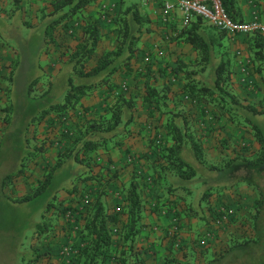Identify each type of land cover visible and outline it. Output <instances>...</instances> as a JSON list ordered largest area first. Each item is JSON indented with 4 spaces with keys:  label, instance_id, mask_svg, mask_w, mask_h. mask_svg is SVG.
I'll use <instances>...</instances> for the list:
<instances>
[{
    "label": "trees",
    "instance_id": "trees-1",
    "mask_svg": "<svg viewBox=\"0 0 264 264\" xmlns=\"http://www.w3.org/2000/svg\"><path fill=\"white\" fill-rule=\"evenodd\" d=\"M96 1L54 0L51 5L52 12L43 16L48 15L50 18L43 22L42 28L40 27V32H43L42 39L37 38L36 33L39 32L30 20L22 22L24 27L33 31L25 47L21 38H15L18 45L16 58L9 67V76L4 79L13 85L8 92L9 88L5 90V94L6 92L8 94V102L0 110V126L13 128L10 133L0 130V159L6 165H11V170L5 172V177L0 181L1 189L15 179L25 176L31 164H36L49 150L46 143L37 145L33 141L34 137L33 139L28 137L30 126L39 125L52 114L57 117H67L93 92L104 87H112L113 76L116 73L131 68L138 43L142 35L149 32L150 22L147 13L138 3L121 0L112 16L116 34L115 46L103 52L96 59L95 65L88 68V62L93 59L99 46L101 31L96 21L86 22L81 40L70 52L67 62L53 84L39 96L32 95L34 87L41 81L43 70L38 66L37 54L32 63L31 50L37 52L42 47L46 50L48 44L53 41V32L58 26L70 29L73 25H69L67 21L74 16L79 17L83 10ZM220 1L231 21L246 22L241 18L237 0ZM18 2L15 0V6L19 10ZM21 20L18 15L14 23L20 25ZM225 34L228 33L219 32L201 18L195 17L177 37L180 41L189 44L196 51L197 57L193 65H188L179 59L171 63V74L174 76L182 74L183 83L179 95L190 104H196L195 107L200 111V115L185 116V113L180 112L181 110L172 111L167 104L168 86L158 90L150 85L148 79L145 80L146 107L153 108L161 117L171 114L162 124L167 140L161 142L160 139L153 138L152 146L158 149L154 160L146 165V169L142 166H139V170L133 168L131 180L122 184L117 191L114 208H108L103 198L108 193V186L116 180L118 170L109 165L107 175L102 177L95 172L94 165L97 164L95 158L98 156V151H110L121 143L123 137L129 135V126L136 105L124 95L117 98L105 115L82 122L75 130V136H68L65 133L64 136L60 135L59 141H53L54 146L55 144L57 146L58 142L65 143V146L61 149L56 147L58 149L56 158L53 163L48 162L44 167L42 179L37 182L35 189L30 194L12 201L21 206L45 196V204L41 207L43 212L67 203L61 198L64 194L71 196L72 200L78 197V200L82 201L81 207L68 205L61 211L64 217L68 213L72 216L74 214V222L68 219L66 223L71 231L76 230L78 238L83 243L73 255L70 264H144L138 257L141 256L139 252L135 250L134 254V249L145 226V219L148 217L145 212L148 210L150 218L153 213L160 216L159 211L164 209L165 213H172L174 217H194L200 221L206 220L207 211L210 224L212 223L213 226L216 222L222 225L223 216L230 220L232 214H228L229 209L223 211L218 207L214 210L209 199L213 194H219L231 187L226 181L228 179L226 173L232 166L242 164L257 172L262 170L264 87L261 99L253 102L241 100L233 92L230 82L233 71L223 44ZM244 37H247L248 59L239 66V71L245 67L249 79L251 74L256 73L264 82V35ZM147 64L149 62L146 63L148 68ZM20 67L35 70L37 78L28 80L27 77L18 75ZM56 80L59 82L56 83ZM60 94L62 97L58 98ZM173 102L175 105H183L178 104L176 100ZM197 124L200 130L196 128ZM215 124L218 125L217 128ZM226 125L243 129L251 135L258 144L259 152L251 158L235 155L228 161L220 159L216 164L206 159V151L209 149L206 147V142L212 144L213 141V148H216V145L223 149L228 148V139L222 133ZM11 152L14 158L11 157ZM127 165H135V160H129ZM139 180L144 185L141 186ZM244 182V179H241L236 181L235 185ZM92 183L95 184L93 188L89 187ZM259 191L264 200V190ZM147 192H149L148 196ZM86 194L90 195L87 204L83 202ZM257 202H259L258 208L252 222L254 240L246 236L231 237L224 252L218 255L210 253L209 259L205 257L203 264H264V255L255 253L257 252L255 245L259 244V250L264 248L260 239L264 206L263 201ZM79 221L82 222L81 226H77ZM173 228L176 230H173L174 234L170 237L175 239L178 237V225L175 224L169 230ZM198 237L201 240L203 238L201 234H198ZM133 254L134 259H132ZM164 264L189 263H183L169 256L165 258Z\"/></svg>",
    "mask_w": 264,
    "mask_h": 264
},
{
    "label": "crops",
    "instance_id": "crops-1",
    "mask_svg": "<svg viewBox=\"0 0 264 264\" xmlns=\"http://www.w3.org/2000/svg\"><path fill=\"white\" fill-rule=\"evenodd\" d=\"M11 1H13V6L11 7L14 8L15 0H0V74H2L0 75V110L7 104V92L12 87L11 85H13L4 79L9 76V67L13 62L12 56H16V49L18 48V45L15 38L19 37L22 39L23 47L28 45L29 35L33 29L30 28L29 30V28H27V32L22 33V28H24L22 22L27 21L33 16V14L28 11V6H31L32 3L34 4L36 0H18V6L21 10H18L15 6L14 9L16 10H12L14 12L11 11L12 13L10 14H4L5 11H7V13L10 12ZM53 1L54 0H49V2L47 0H41L40 7H50L48 15L52 12L51 5ZM134 1L135 3L139 4L144 12L147 13L150 23L148 25L149 32L143 34L138 43L137 51L131 62V68L128 71L124 70L122 72L116 73L113 76L112 87L98 89L90 96L84 98L81 101L80 106L71 111L67 117L62 118L52 114L47 116L39 125L30 126L28 129V137L32 138L37 136V132H41L42 134L48 136L47 132H51V129L56 128L53 132L55 136H48L51 145L50 143H44L49 146L48 152H50L51 149H54L55 152H57L58 149H61L65 146V143L59 144V142L57 143V146L56 144L55 146L53 145V141L60 140V135L64 136L66 133L68 136H75V130L81 125L82 122L90 119H97L105 115L107 109L111 107L112 104H114L120 95H124L127 99H131L136 106L134 108L132 123L129 126V135H127V137H123L121 139V143L112 148L110 151H98V156L95 158V161H103L101 169L98 171L94 169L95 172L102 177L107 175V168L109 165H111L113 168L115 167V169L118 170L116 174V180L108 186V193L103 198L104 203L110 209L115 207L117 200L116 197L118 194L117 191L121 185L126 184L129 180H131V177L134 173L133 170H139L141 166L146 169V165L154 160L158 149L152 146L153 138H155V140L160 139L161 142H166L167 140L162 124L171 114H166V116L161 117L158 112L153 110V108L146 107L147 105L144 104V98L146 95L144 87L145 80L148 79L150 85L158 90H162L164 87L168 86L169 93L167 95V104L170 105L168 107L172 111L176 109L179 111L182 110L180 112H185V116L195 117V115H200V111L195 107L196 104H190L188 100L179 95L183 83L181 80L182 74H177L176 76L171 74V63H174L179 59L188 65H193L197 57L196 51L189 44L180 41L179 38H173V34H175L180 29L181 15L178 11H172L168 23L164 24L161 22V9L163 4L165 2L173 4L175 3V0H132V2ZM120 2L121 0H97L95 3L83 10V12L79 14V17L74 16L72 19L67 21L69 22V25H73L70 29L67 30L61 26H58L53 32V41L48 44L46 50L42 47L40 51L38 50L35 52V54L38 56V66H40L41 69L46 72L45 74H48L49 76L50 72L53 70L51 73L52 79L49 81L48 86L53 84V81L58 76L59 71L67 62L69 56V52L67 51L68 46L75 47L78 44L79 41H76L77 39L75 34L78 33V37L81 39L83 32L82 30L86 22L96 21L99 30L101 31V40L99 46L93 59L88 62V68H91L95 65L96 59L103 52L112 49L115 46L116 34L114 31L112 16L115 12L114 9L119 7ZM236 3L243 21H250L253 17H257L262 22H264V0H237ZM40 7L35 11L32 10V12L42 10L41 12L44 13H41L39 18H37L35 14L33 18L38 20V23L36 22L37 24L32 25L34 28L36 27L39 32L36 33L37 38L41 37L42 39L43 32H40V27L42 28L43 22L47 21V19L49 20L50 17L48 15L43 17L44 14H46L45 9H41ZM18 15H20V18H22L20 25H16L14 23ZM78 20L79 23H76ZM225 35L226 38L223 40V44L225 47V54L228 55V58L231 62V69L233 71L230 78L233 92L238 95L241 100L247 102L260 100L262 97L261 95L263 92L262 90L264 87V82L259 75L254 73L250 77L252 86L249 88L242 87L239 82V66L243 64L246 59H248L246 44L247 37L237 35L234 36L230 34ZM9 39L14 40L12 45L9 43ZM237 52L241 55L237 56ZM49 55H53L54 60L52 63H49ZM5 59H8V61L6 62ZM146 59H148L149 62V64H147L149 66L148 68L146 66V63H148ZM47 70H49V72H47ZM1 71H3V73H1ZM42 74H44V72ZM5 90H7L6 95ZM173 100H177L178 104H183V106L180 105L182 109L174 107L176 105L175 102H173L174 104L172 103ZM199 124L195 125L198 130H200ZM214 126L217 128L218 125L215 124ZM10 127L3 125L0 126V130L10 133L13 128ZM222 132L225 134L224 128L222 129ZM169 143L170 142H168V145H170ZM206 143L208 146V142ZM47 153L43 158H40L36 164H31V167L29 171L26 172L25 176L15 179L14 182L6 186L4 189H1L0 186V201L2 203L7 202L12 204L13 200L28 195L33 191V189H35L37 182L42 179L44 167L48 164V162H50L46 160ZM55 158L56 155L54 156V159L51 160L52 163L54 162ZM43 159L46 161H43ZM131 159L133 161L135 160V165L128 166L127 162ZM0 161H2L1 164L3 165L4 161L1 159ZM33 169L37 171L34 173ZM5 175L6 173H0V181L5 177ZM139 182L141 183V186L144 185L141 180H139ZM89 187H95L94 183L90 184ZM227 193L230 192L224 190L219 194H213L212 197L214 198L210 197V199L212 198V201L216 200L217 196L223 197L222 194ZM148 195L149 192H147V196ZM230 196L233 198L232 195ZM89 197L90 195L88 194L84 196L86 199ZM61 198L66 200L70 206H72L77 201V199L72 200L71 196H66L65 194L62 195ZM148 200L150 201V199ZM23 205L25 204H22L21 206ZM74 207L77 208V205ZM54 209L57 208H50V216L55 215ZM149 212V210L145 212L148 217L145 219V226L142 228L143 231L140 237L137 239L135 244L136 248L134 249V254L135 250L137 253L139 252V255L141 256L138 257L143 260L144 264H163V260L170 256L169 252L175 251L174 246L172 245L174 244L173 239L171 237H167L164 233V231L169 230L170 227L174 226L175 224H177L179 228L183 226L181 229L183 230V232H181V239L183 243L187 242L185 239H187L189 235L194 237L196 233L203 234V231H205L206 228L208 229V226H211L212 224H210V217L207 215V211L205 212V221H200L194 217H174L172 213H165L164 209L159 211L160 216H157V214L153 213L152 218H150ZM41 213L43 215V208H41ZM73 218L75 219L74 214ZM69 228L70 226H68L66 223L61 229V243H59L58 239H47L43 242L41 239L42 235L37 236L39 237L41 243L40 248L43 247V252L38 256L41 264H70L73 255H75V252L83 246V243L79 238H75L73 234L70 236L71 230ZM215 238L217 237L215 236ZM58 245L60 246L58 247ZM64 247L69 248V252L66 255L61 254ZM170 248L171 251H169ZM35 250H38V247H36ZM165 250L168 253H165ZM37 252L35 253L36 256ZM206 254V258L208 260L210 254ZM150 255H152L151 257H153L154 260L146 261ZM38 257H36L35 260H37ZM134 258L135 255L132 259ZM175 258L178 259L179 257L176 256ZM178 260L184 263L183 260L185 259L179 258Z\"/></svg>",
    "mask_w": 264,
    "mask_h": 264
},
{
    "label": "rangeland",
    "instance_id": "rangeland-1",
    "mask_svg": "<svg viewBox=\"0 0 264 264\" xmlns=\"http://www.w3.org/2000/svg\"><path fill=\"white\" fill-rule=\"evenodd\" d=\"M47 1L49 2V0ZM124 1L127 3L131 2V0H124ZM12 2L13 1L10 2L11 3L10 12L8 11L9 13H7V11H5L4 14H10L14 12L12 10L15 8V6L14 8L11 7L13 6ZM40 6H41V0H36L34 4L32 3L31 6H28L29 8L28 11L31 12V14H33V16L28 19L30 20L31 24L38 23V20H35L33 17L36 14V17L39 18L40 14L42 13L41 12L42 10L39 9L40 11H36V12H32V10L35 11ZM40 8L41 9L44 8L46 14H48V11H50L49 6L40 7ZM117 9L118 7L114 9V11H116ZM76 23H79V20ZM27 30L28 29L26 27L22 28V33L27 32ZM75 35L77 39L76 41H80L81 39H79L78 33ZM13 42H14L13 39H9V43L11 45ZM73 50L74 47L68 46L67 51L69 52V54ZM31 51H32V56H31L32 63H33L35 51L33 49ZM240 55H241L240 53L237 54V56ZM15 58L16 56L13 55L12 56L13 61ZM48 59H49V63H52L54 60L53 55L52 56L49 55ZM5 61L7 62L8 59H5ZM19 69L20 70L18 72V75L27 77L28 80L32 78L35 79L37 78V72L35 70L34 71L27 70L24 67H20ZM43 72L44 74H42L41 82L37 84L32 91L33 96H39L46 89H48L49 81L52 79L51 73L53 72V70L50 72L49 76L48 74H45L46 73L45 71ZM47 72H49V70H47ZM1 73H3V71H1ZM57 82L59 81L56 80V83ZM240 85L244 88H249L252 86L250 79L248 84L246 85L240 84ZM61 97L62 94H60L58 98ZM181 106L176 105V108L182 109ZM55 129L56 128L51 129V132H47V135L55 136L53 133ZM224 133L225 134L223 135L228 139L227 142L228 148L223 149L221 146L218 147L217 145L215 146L216 148H213L212 146H214L213 145L214 142L212 141L211 142L212 144H208V146H206L209 147V149L206 151L207 152L206 159H208L209 161L211 159L213 160L212 162L216 164L219 162L220 159L228 161V159L234 157L235 155H239V157L241 156V157L251 158L256 153L259 152V147L256 141L251 137V135H249L243 129L239 130V129H235L233 126L226 125L224 127ZM36 135L37 136H35L34 139L33 138L31 139H33L34 143H36L37 145H40L44 142L48 144L50 143V139L48 138V136L42 134L41 132L40 133L37 132ZM56 153L57 152H55L54 149L53 150L51 149L50 152H48L46 155L47 157L46 160L52 162L51 160L54 159ZM11 157L14 158L12 152H11ZM46 160L43 159V161ZM96 162L97 164H95L94 166H95V170L98 171L99 169H101L103 161L100 160L99 162V160H96ZM1 163L2 161H0V173L1 172L5 173L11 170L10 164L6 165L4 163L2 165ZM33 170L34 173L37 171L35 169ZM226 175L228 177L226 181L228 185H231V187L229 189H226L225 191L230 193L222 194L223 197L217 196L216 197L217 199L213 201L212 198L214 197H212L209 201L212 207L214 208V210L217 209L218 207L223 209V211L225 209L227 210L229 209L228 214L229 215L232 214L230 215L231 216L230 220L229 219L224 220L222 225L215 224L214 226L213 225L208 226V229L206 228L207 230L205 229V231H203V234H201L203 236L202 240L200 237H198V233H196L194 237L193 236L191 237V235H189V237L185 239V241H187L188 243L187 242L183 243L181 239V232H183V230L181 229L183 228V226H181L180 228L178 227V231H177L178 241H176L177 238L174 239L171 237L174 241L175 251L169 252V255L172 256L173 258L177 256L179 258L185 259L183 261L184 262L186 261L189 264H203L205 262V257L207 255L206 253L218 255L224 252L227 249V243L231 237L240 238L246 236V237H251L254 240L255 236L252 230V222L254 220V213L258 208L259 202L257 201L260 202L263 201L262 204L264 206V200L261 198L262 196L259 191L260 189L264 190V165L262 167V170L257 172L253 168H248L242 164H237L232 166V168L228 171V173H226ZM241 179H244L245 182L235 185L236 181H240ZM247 182L251 184H248ZM230 195H232L233 198H231ZM75 199H77V201L71 207H74L76 205L77 207H81L82 203L80 202V200H78V197L73 198V200ZM45 201H46L45 196L38 201L23 206H19L18 204H13V203L9 204L7 202L2 203L0 201V264H41L38 256L41 255V253L43 252V247L40 248L41 243L39 237H37L39 235H42L41 239L43 242L46 241L47 239H58L59 243L62 242V240H60L61 239L60 232L61 229L66 224L65 223L66 219L60 213L62 209L68 206L69 204L65 203L63 205L62 204L59 205L57 209H54L55 210L54 216H50L49 211L43 212L42 215L41 207L44 206ZM262 213L264 215V211ZM260 224H261L260 233L262 235L260 239L262 241V246L264 247V219ZM79 225L80 226L82 225L81 221L78 222L77 226ZM168 231L170 230L164 231L167 237H168L167 235ZM72 234L73 236H75V238L78 239V234L76 230L73 231V233L72 231H70V236ZM215 236L217 238H215ZM258 245H255L257 251L255 253L257 255L262 256L264 255L263 253L264 248L259 250ZM59 246L60 245H58V247ZM36 247H38V250H35ZM206 249H208L209 251H207ZM36 252H37V256L35 254ZM165 253L168 252L165 250ZM151 256L152 255H150V257L146 259V261L154 260L153 257ZM36 257H38L37 260H35ZM163 261L165 263V259Z\"/></svg>",
    "mask_w": 264,
    "mask_h": 264
},
{
    "label": "built area",
    "instance_id": "built-area-1",
    "mask_svg": "<svg viewBox=\"0 0 264 264\" xmlns=\"http://www.w3.org/2000/svg\"><path fill=\"white\" fill-rule=\"evenodd\" d=\"M178 11L181 15L180 29L173 38L179 37L180 31L188 27L195 17L201 18L207 25L213 27L219 32H226L230 35L250 36L255 34L264 35V22L259 18L253 17L250 21L246 22H233L224 11L220 0H175V3L171 4L165 2L161 9V22L168 23L171 17L172 11ZM148 61V59H146ZM240 83L246 85L249 83V73L245 67H242L239 71ZM83 202L88 203V199L84 198ZM66 219L73 221V216L70 213L66 214ZM227 218L223 216V221ZM74 222V221H73ZM72 222V223H73ZM220 224V222H216ZM173 230L168 232V235H173ZM178 241V237L176 239ZM69 252L68 247L62 249L61 254L66 255Z\"/></svg>",
    "mask_w": 264,
    "mask_h": 264
}]
</instances>
